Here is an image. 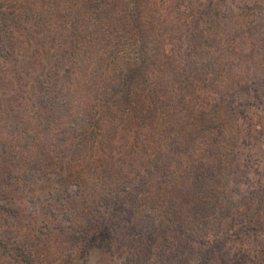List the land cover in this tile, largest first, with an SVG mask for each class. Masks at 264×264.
<instances>
[{
  "label": "trees",
  "instance_id": "1",
  "mask_svg": "<svg viewBox=\"0 0 264 264\" xmlns=\"http://www.w3.org/2000/svg\"><path fill=\"white\" fill-rule=\"evenodd\" d=\"M2 1L0 167L8 169L7 176L1 175L5 185L13 179L9 168L12 158L18 159L22 173L27 172L31 161L40 169L37 163L46 160L50 169H41V173L45 180L55 178L56 192L51 191L49 197L57 201L44 210L45 218L49 212L57 228L63 230L57 215L60 208L69 222L92 216L88 221L93 225L79 223L82 227L73 225L72 229L81 231V256L95 251L98 264H112L119 251L124 256L125 246H118V233L124 226L109 221L118 218L117 214L129 225L125 230L128 237L134 238L131 250L155 246L147 249L145 262L165 263L169 248L145 243L143 224L134 222L139 203H132L130 208L123 205V198L132 202L137 194H143L146 205L158 212L154 219L151 217L152 226L157 219L163 222L171 218L169 212L173 211L177 227L189 222L191 230L202 235L199 246L210 245L206 257H211L218 241L209 240L210 217L216 212L214 207H222L221 198L226 195L216 164L224 148L205 138L208 150L198 145L195 157L190 155L188 142L199 144L202 134L210 137L214 130L222 134L227 123L217 117L209 119V115L224 110L226 118L235 114L238 106L242 113L245 103H236L237 99L243 92L259 97L258 89L264 87V78L252 79L248 86H230L227 82L233 78H226L232 73L230 69L225 67L224 79V70L202 57L209 54L203 50L209 46L204 44L212 40V27L220 25L219 10L214 7L226 0H18L20 5ZM222 82L225 89L221 85L219 90ZM223 102L225 109L220 106ZM146 109L151 113V119H147L151 123L141 127V114ZM7 130L12 134L19 131L18 145L3 134ZM112 134L115 142L119 135L123 140L109 151L103 140L111 139ZM141 143L145 150L140 152ZM15 145L21 156L12 150ZM234 148L225 145V153L231 154ZM156 153L160 159L172 155L176 162L166 161L169 165L165 168L163 160L162 171L149 159ZM209 157L215 160L206 162ZM115 158L120 165L117 175L109 167ZM236 159L237 151L233 154ZM86 160L95 162V182L84 174ZM128 166L132 174L126 173ZM114 178L121 184L115 192L111 187ZM87 192L92 197L75 199L87 196ZM2 197L11 200L7 195ZM63 197L68 207L64 203L59 208ZM262 204H258L259 215ZM4 210L8 213L3 221L8 230L12 226L8 218L20 217L22 212L6 205ZM257 210L240 215L246 222L253 221ZM44 224L49 227L46 219ZM242 226L248 229L250 225ZM27 242L21 239L9 247L3 240L0 245L15 261L33 264L43 256L37 246L42 238L29 242V246ZM50 248L46 247L47 251ZM185 254L176 249L181 264Z\"/></svg>",
  "mask_w": 264,
  "mask_h": 264
},
{
  "label": "rangeland",
  "instance_id": "2",
  "mask_svg": "<svg viewBox=\"0 0 264 264\" xmlns=\"http://www.w3.org/2000/svg\"><path fill=\"white\" fill-rule=\"evenodd\" d=\"M8 2L11 5H20V1L18 0H8ZM2 3H6V1L4 0ZM214 8L216 11L219 10L217 19L220 25L219 27H212L213 30L210 34L212 40L210 39L208 44H204L209 45L208 48H205L206 50H203L204 54L209 53L202 56L204 60L208 61L209 64L211 63L214 67L224 70L222 74V78L224 77V79L225 67L230 69L232 73L226 74L227 79L233 78L232 82H227L230 86H234L237 83L240 86H248L251 84L252 79L264 78V0H226L225 3L217 4ZM226 59L229 60L230 64L225 65ZM255 75H258V77ZM221 85L225 89V82L220 84L219 90ZM257 94L260 96L258 97L253 93L246 95V92H243L241 97L237 101L235 100L236 103L244 101L245 107L241 110L243 114L239 110L240 107L236 105V107L238 106L236 113H229L230 116H226L225 118L224 110H219L220 106L225 109V102L220 103V106L217 107L219 114L216 112L217 115H215L212 112V116L209 115V119L217 117L218 121L221 119L225 124L227 123L225 129H223L224 132L220 134L214 130L211 132L210 137H207L208 135L203 136L202 134V138L197 141L199 144L188 142L191 156L195 155L194 149L198 148V145H201L204 150H208L205 146V138L210 143L217 141L224 148L222 157L216 158V164L219 166V176L224 179L221 187L225 186L226 195L221 198L222 207H214L213 210H216V212L210 217L211 231L208 234L209 240L213 242L218 241L214 244L215 250L211 252V257H206V253L210 250V245L206 244L204 246L201 244L202 248L199 246L202 243V235L199 237L197 235L198 232L191 230L189 222H184L181 228L177 227V224L173 221V211L169 212L171 218L164 219L163 222L161 219H155L156 221L153 222L152 226V218L154 219L158 212L154 211L152 206L148 207L146 205L144 200H142L143 194L133 196L134 201L132 202H128L126 198L122 199L123 205L127 204L129 208L132 203H139L141 208L134 213L137 218L133 217H135V223L140 222L143 224L144 232L147 236L145 237V243L160 244L158 247L162 249L169 248L163 259L164 264H181V256L179 258L175 256L177 248L186 253L183 264H264V208H262L260 215L258 214L259 210H257L260 207L258 205L260 202L264 205V87H259ZM212 97L215 96L213 95ZM211 101L215 103L213 100ZM195 114L196 116L198 115V113ZM141 115V127L143 125L149 126L151 120L147 119H151L150 111L146 109ZM206 118L208 116L203 117V119ZM18 133L19 131L16 134H12L8 130L3 132L4 135L15 139L16 145H18V140L20 139ZM151 133L152 131L148 129V134ZM118 137L116 139L117 142L114 141V134H112L111 139L107 137L106 140H103L104 147H107L109 151L115 149L117 144L123 140L122 136L120 137L119 135ZM156 141L158 143V140ZM148 142H151V140L148 139ZM160 144L163 145L164 142ZM16 145L12 147V150L17 153V156H21V151L19 148H16ZM225 145L230 148H233L235 145L234 151L231 154H226L227 149L225 150ZM142 150H145V147L141 143L140 152ZM236 151L238 152L239 159L233 160V154ZM195 157H197V154ZM214 158H206V162L213 161L215 160ZM116 159H113L110 162L111 165H109L111 170L115 172V175H117L120 168L119 162ZM149 159L154 165L161 166V170L163 169V160H165V168H167L166 165H169L166 161L172 160L176 162V159L172 155H165V157L160 159L157 153L151 155ZM149 159L147 160L148 162ZM10 162H12V165L8 167L11 170L10 175H12L13 179L9 185H5L6 180L1 179V175H8V172H6L8 169L5 170L0 167V242L4 240L11 247L14 246L13 243L18 244L21 239L24 240L26 238L29 246V242L33 243L41 237L42 242H38L37 246L43 252V256L41 259L38 257L33 264H98L99 255L95 251L89 256H81V247L84 246L83 240L80 238L82 237L81 231L75 232V229H72L73 225L82 227L79 226V223H82L85 227L87 224L93 225V221H88L92 216L88 217L89 219L84 216V218H78L73 222L66 221V214L60 213V207L64 203L68 207L65 197H63L62 203L59 202L60 209L58 208L59 210H57L59 221L62 220L60 223L63 225V230L57 228V224L54 223L56 220L50 218L49 212L46 214L48 217L45 218L44 210L56 204L57 201L56 198L49 197V193L54 191L55 182L53 180L55 178L51 180L46 178L45 180V177L43 178L41 173V169L43 171L50 169L46 167L45 163L47 161L42 160L37 163L41 166L40 169H36L31 164V161L28 163V170L25 173H22L21 169L18 168V159L12 158ZM186 162H189L188 159H186ZM94 165L95 162L93 160H86V164L83 166L86 167L84 174L92 180L94 179L95 182V175L97 173L94 171ZM131 171V166H128L126 173ZM160 174L164 173L161 172ZM133 175H135L134 172ZM154 180H156V175H154ZM119 185L121 184L118 183V178H114L111 185L112 190L114 189L115 192ZM140 187L142 188L143 186ZM168 187H170V184ZM260 193L262 194L260 195ZM89 194L87 192V196L76 197L75 199L79 201L85 200L88 197H92ZM109 194L111 196V191ZM2 195L11 197V200L3 198ZM167 197L170 199L171 196L167 194ZM71 201L69 202L70 204ZM4 205L19 209L22 212L20 217L8 218L7 221L12 223V226L8 230L5 229L3 222L4 218L8 217V213L4 210ZM212 205L214 206L213 203ZM182 206L186 207L183 204ZM178 210L179 212H183L182 208ZM256 210L257 214L254 216L253 221L246 222V218L240 215L243 212L252 213ZM73 217L76 216L73 214ZM117 217L109 221L115 222L118 226H124L120 228L121 231L118 233L120 235L118 246L124 245L126 250H123L125 251L123 253L124 256L119 251V256L117 255L112 264H155L154 260L145 262L147 249L155 246L131 250L134 247V244H132L134 238L128 237L125 230L129 225H127L125 218H122L120 214H117ZM213 217L217 220L213 221ZM45 219L49 223V227L44 224ZM243 224L250 226L247 229V227L244 228L242 226ZM33 235L36 236L34 237ZM180 244H183L182 247L177 246ZM46 247L51 248L47 251ZM29 250L31 251V249ZM155 258L157 256L153 257V259ZM0 264L25 263L15 261L0 245ZM157 264H160V262Z\"/></svg>",
  "mask_w": 264,
  "mask_h": 264
}]
</instances>
